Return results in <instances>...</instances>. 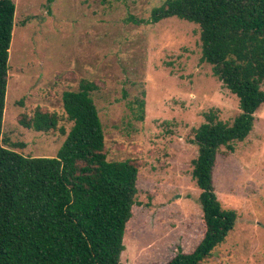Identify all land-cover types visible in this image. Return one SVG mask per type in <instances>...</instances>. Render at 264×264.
Wrapping results in <instances>:
<instances>
[{
    "label": "rangeland",
    "instance_id": "rangeland-1",
    "mask_svg": "<svg viewBox=\"0 0 264 264\" xmlns=\"http://www.w3.org/2000/svg\"><path fill=\"white\" fill-rule=\"evenodd\" d=\"M12 1L3 145L24 156L55 157L65 139L59 129L67 134L72 125L62 93L78 90L82 80L95 83L91 97L107 160L138 166L120 263L165 264L178 248L192 251L204 232L191 176L193 129L211 110L223 121L240 112L238 99L200 61L199 26L176 17L153 25L129 22L147 19L164 0ZM36 108L56 113L58 129L38 133L20 126L21 115ZM212 181L237 221L203 264H264V104L234 152H218Z\"/></svg>",
    "mask_w": 264,
    "mask_h": 264
},
{
    "label": "trees",
    "instance_id": "trees-1",
    "mask_svg": "<svg viewBox=\"0 0 264 264\" xmlns=\"http://www.w3.org/2000/svg\"><path fill=\"white\" fill-rule=\"evenodd\" d=\"M14 14L13 1L0 0V264H121L138 166L129 159L107 160L91 97L98 86L82 80L78 90L62 93V108L72 125L67 134L59 129L65 139L55 157L24 156L3 145ZM170 17L199 26L200 61L211 66L240 109L231 121L211 110L193 129L197 156L191 176L200 191L204 232L192 251L178 248L165 264H203L237 221L236 212L217 199L212 172L218 152H234L264 104V0H164L147 19L128 20L153 25ZM138 108L142 120L143 101ZM59 122L56 113L40 108L19 118L20 126L38 133L55 131Z\"/></svg>",
    "mask_w": 264,
    "mask_h": 264
}]
</instances>
